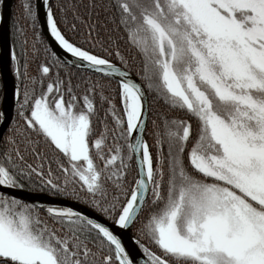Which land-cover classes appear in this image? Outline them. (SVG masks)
I'll return each instance as SVG.
<instances>
[{"label":"snow or ice","instance_id":"snow-or-ice-1","mask_svg":"<svg viewBox=\"0 0 264 264\" xmlns=\"http://www.w3.org/2000/svg\"><path fill=\"white\" fill-rule=\"evenodd\" d=\"M16 11L0 264H264V0Z\"/></svg>","mask_w":264,"mask_h":264},{"label":"water","instance_id":"water-1","mask_svg":"<svg viewBox=\"0 0 264 264\" xmlns=\"http://www.w3.org/2000/svg\"><path fill=\"white\" fill-rule=\"evenodd\" d=\"M13 0H1V8H0V81L2 85V97L0 101V110L8 113L13 105L11 93L14 89L15 81L10 72V57L8 55L11 50L10 46V28L9 21L12 9ZM39 25L41 27V32L49 46L53 48V50L57 51L58 54L63 55L62 50L58 48L55 44L54 40L47 33L46 30V20L44 18L43 13L41 12L39 16ZM26 198L29 199H38L40 201H46L53 199L46 194L41 193H30ZM131 235V231L125 236V243L129 244V247H134L132 242L128 241L127 236Z\"/></svg>","mask_w":264,"mask_h":264},{"label":"trees","instance_id":"trees-1","mask_svg":"<svg viewBox=\"0 0 264 264\" xmlns=\"http://www.w3.org/2000/svg\"><path fill=\"white\" fill-rule=\"evenodd\" d=\"M85 2H86V0H85ZM18 3H19V0H14L13 6H12L11 21H10L11 22L10 23V36H11L12 45H13V41H14V32H13L14 17H16V16L19 15V13L16 11V9L18 7ZM52 3L55 4L56 3V0H52ZM20 22H21V24H23V20H21ZM35 30L36 31H39L38 28L35 29ZM117 43L121 47L122 51H125V54L128 55L129 53L126 51V47L127 46L124 44V42L122 40H118ZM33 67H35V66H33ZM0 99H1V86H0Z\"/></svg>","mask_w":264,"mask_h":264},{"label":"bare ground","instance_id":"bare-ground-1","mask_svg":"<svg viewBox=\"0 0 264 264\" xmlns=\"http://www.w3.org/2000/svg\"><path fill=\"white\" fill-rule=\"evenodd\" d=\"M13 2H14V0H13ZM13 2H12V6H13ZM0 8H1V0H0ZM12 13V12H11ZM10 21H11V15H10ZM9 21V28H10V22ZM38 29H39V31H40V33L42 34V30H41V27H40V25H38ZM42 37L44 38V36H43V34H42ZM44 40H45V38H44ZM9 41H10V46H11V48H12V42H11V36H10V38H9ZM45 42H46V40H45ZM47 43V42H46ZM10 72H11V74H12V71H11V65H10ZM12 77H13V79H14V81H15V77H14V75L12 74ZM2 83H1V81H0V86H1V96H2V85H1ZM1 101V100H0Z\"/></svg>","mask_w":264,"mask_h":264},{"label":"rangeland","instance_id":"rangeland-1","mask_svg":"<svg viewBox=\"0 0 264 264\" xmlns=\"http://www.w3.org/2000/svg\"><path fill=\"white\" fill-rule=\"evenodd\" d=\"M11 12H12V9H11ZM2 97V96H1ZM1 100V99H0ZM34 193H39V192H34ZM41 194H43V193H41Z\"/></svg>","mask_w":264,"mask_h":264}]
</instances>
